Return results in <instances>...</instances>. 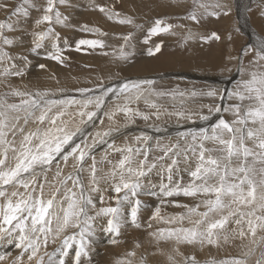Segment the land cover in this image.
<instances>
[{"label": "rangeland", "instance_id": "1", "mask_svg": "<svg viewBox=\"0 0 264 264\" xmlns=\"http://www.w3.org/2000/svg\"><path fill=\"white\" fill-rule=\"evenodd\" d=\"M5 1L9 2V7L4 8L6 11L3 10V7H0V23L7 22L8 17L11 16V12L13 8L24 3V0H0V4H5L4 3ZM79 1L81 3L83 2L85 3L90 0H79ZM114 1L115 2L113 3V0H108V2H106L107 4L104 3L106 4V7L104 5L105 11L103 12L104 13L106 12V14L108 15V9L109 10L114 9L115 10L114 13L113 11L110 12L111 14H114V17L116 18L123 17L124 19L130 18L132 20V23L130 24L129 23L120 24L121 26H125L128 28L127 30L128 34H126L127 33L126 31H120L119 33L122 35V37H125L126 35V37L123 39L122 44L123 45L127 44V42L132 40L130 36L132 37L135 36L137 32L140 30L142 33H144L145 36H143L144 38H142L141 40H137V42L134 39V42L138 44H135L133 42L132 46L134 45L133 46L134 48L137 47L139 48L137 54H135L136 53L135 51L131 57L147 58L150 59L151 61L146 63L144 67H139L137 66L138 64L134 66V64L138 61L136 59H135L136 61L132 60L127 56L126 57L127 60L130 59V61L127 63V65H124L125 68H123L121 67V64L123 63L124 60L122 57L117 56V58H119L118 59L119 61L117 60V62H121V64L115 66L113 69L109 68L110 71L107 78L102 76L101 69L100 68L98 69V67L95 66L94 64H90L89 61L91 60L93 61L101 57H106V56L108 57L109 55H112V53L114 52L112 51L108 52L105 49L104 45L102 47L79 45V41L98 40L101 41L103 44L104 40L101 37L106 36L108 38H111V35H109L110 34L109 30L107 29L104 30L105 28L97 27V25H95V22L93 21V17H91V19L87 18V20L88 19L91 20L90 22L84 20L86 19L85 17L86 11L84 10H82V14H81L83 16L82 18L83 24L82 25L79 24V26H76V28L83 30V29H92V27L94 28L97 27L95 33L91 34L89 33L90 31L88 30H86L85 32H83L84 30L79 32L77 31V29L75 32L72 27L67 28L68 25L67 27H64L66 24L70 22L69 18H67L68 16L67 14L69 13L68 11L71 10L70 12L74 15L77 13L76 5L74 4L70 5V3L68 4V2L67 4L65 3L64 6H60L58 3L56 5L57 10H59L62 13L63 17L67 18L63 24H57L53 22V24L51 25L47 23H41L38 25L37 23H35V25L33 24V26H31L32 24H27L26 22L28 21L31 22L32 19L34 22H36L37 19L40 20L44 15V9L47 7V3L43 4L44 2L42 0H37L34 1L36 2V4H34V7H29L28 9L29 16L30 17L33 16L32 18H30L29 16L24 17L22 15L19 17L12 16L11 19H12V23L14 24L15 30L13 31H8L7 29L4 30V35L7 36L9 39H12L13 44L3 45L2 42H0V48H3L4 51H6L12 57L13 60L15 58V60L9 61L5 59L3 61H0V80H1L0 104H13V103L19 104L22 97L14 95L16 91L31 93L29 91L30 90L29 86H27L26 83L28 82V80L24 79L27 76L24 74L25 70L22 68L23 65L26 66L27 68L32 67L33 69L38 67L42 70H48L51 69L52 66L54 67L53 60L50 58L53 52L50 53L51 55L47 54V56L46 55L44 56L43 54L40 55V52H45L43 51L44 48L46 51L47 50L53 51L52 49L63 47L62 50L65 49L63 50V52L69 49V51L73 52L74 55H76L77 57H80L81 59L85 58V61L77 62L73 60L70 55V57H67V59L64 62L67 66L72 67L73 69H76L79 72L85 71L84 74L86 75L85 77L95 76L96 83L92 81V83L88 85L81 84L76 88L63 89L55 73L51 72L52 79L53 81L55 80L54 81L55 88H50V87L47 88V86L44 85L45 88L44 86H42L41 88L40 87L38 88V86H33L35 87L33 88V90H35L36 92H46L47 93V96L45 97L46 99L74 98L80 102V104H74L71 107L67 108L65 111V115L62 116L60 119L61 121L67 123V127L69 131H76V129H79V131L76 132V135L73 137V141L71 143L80 144L81 148L85 149L87 152V155L85 157V162L83 165V168L87 170L83 169V171L80 173L84 186H86L85 184L87 183V186L90 185L91 188L94 187V186L92 187V184L90 182V168L93 162L92 158L94 157L98 182L101 180L104 181L105 182L104 188H106L108 191H110V189L113 188L112 185L114 182H111V179L109 178V174L114 169L116 170L115 168L116 166H114V168L107 167V169L105 166L110 163V159L114 155L119 154V156L123 155V157L124 155H129L126 151L121 152L114 150V151H109L108 153L106 151H103V149H102L103 152L100 151L101 153L100 154L98 153L97 149L102 147L105 143L110 144L113 137L115 140L112 141L113 146L117 144L118 139L121 136L122 138H124V136L127 135V137L124 138V140L122 139L124 145L122 144L123 146L121 149L126 150L128 147H132L133 149L136 148L141 149L140 153L131 154L132 155L131 163L134 168L138 165L140 161L144 159L145 155H147L148 165H151L152 163L157 164L156 168H153L151 171H146V175L140 178V182L142 184L141 188H143V191L139 190L138 192L139 194L137 195V197H133V199H139L140 201L142 200L138 212V215L141 217L138 216L137 219L138 221H143L144 218H142V216L145 214L147 210H149V208H151L149 207L151 205V202H153L154 200H160V201L163 200L162 197H159L157 193L160 192L159 189L161 185L168 184V180L166 181L164 178H166L165 176L168 177L169 175L167 171V167L171 164V160L172 159L178 160L177 165L172 166V182L176 184L179 183L180 185L181 183H183L182 179L184 178V175L190 176L189 172L191 170H194L197 163L194 156H189V158L186 160L183 155H180L179 157L173 156L172 153H168L167 155H165L162 149H165L166 147L169 146H175L176 144L180 145V149H184L187 145L181 133L200 132L201 129H208L210 134L211 129L214 127L215 124L219 122L220 119H224L229 122L233 121L235 119L233 113L231 111H226L225 109H228L230 105L237 103V101L235 99H230L228 94L231 93L234 89H236L237 84L239 82H241L244 79H247L248 74L251 71H264V61H259L257 56V53L259 52L260 49V43L261 41H264V20H263L264 0H256V1L255 0H232V1L231 0H170V1L163 0L162 3L164 2V7L163 9H161L160 12H156V11L154 12L153 11V9H155L154 7L148 9L146 6L145 7L137 6L139 5L138 0H131V3H133L131 7L132 14L129 12H125V10L121 7L122 5L121 0H114ZM57 2H59V0H57ZM101 2H105V0H96V2H94L95 7H97V5ZM167 3L168 5H166ZM80 5L83 6V4ZM41 8H42V12H41ZM171 8L173 11L171 10ZM149 10H151L152 12L150 13ZM3 11H5V13ZM98 11L100 10L98 9ZM101 12L102 11L98 13L97 11H95L94 13L96 15L98 14L101 15ZM116 13H118L119 15H115ZM192 14L196 15L197 17L196 20L191 19ZM79 20H81L80 16H79ZM157 20L163 21V24L161 25L162 27H167L168 25H171L172 27L170 28L169 31L153 34L152 28L155 27V22ZM49 27L54 28L55 33L58 34V38H56L53 34H50L49 37L52 38L49 39L47 36L43 41H41V47L36 48L35 40L37 39V36L35 34H37L38 32L39 33L46 32L48 31ZM143 29L144 31H146V33L143 32ZM199 29H203V30L201 31ZM197 32L199 33V35L196 34ZM65 37L74 40L72 44L71 43L67 44L68 43L67 40H66L67 43L65 42L66 43L65 44L63 42V39ZM197 38L198 41L196 40ZM26 39L29 41H27ZM19 44H23L21 45L23 47L21 46L18 47ZM51 45H54V47L53 46L51 47ZM72 45L73 47H71ZM16 46L17 48H15ZM157 48L159 49L158 51ZM30 54L33 56L35 55L37 57L38 55H40L41 57H39V59L41 58V60L35 62ZM40 64L44 65V67L41 68ZM65 64H63L64 67H66ZM20 65H22V67H20ZM5 69L8 70L7 74H5ZM17 70L21 71L23 74L22 75L12 74ZM17 78H20V80H18ZM22 79L24 80V82ZM144 80L154 81V84L151 86L154 91H144L143 95L138 101L133 100L129 104V101L126 98L128 96L127 93L121 94V93L109 92L107 95H104L105 89L108 88L117 89L123 83L140 82ZM18 87H20L21 90L18 89ZM143 87L145 89L148 88L147 85H144ZM87 88L89 91H87L86 93H81L79 91V89H87ZM53 90L55 91L53 92ZM209 91H214L216 95L208 96L207 93ZM101 96L103 97V104L101 105V107L97 108L96 99L97 97H101ZM23 98H27V97H23ZM88 100H92L93 102L89 104L87 103ZM146 100L148 101L147 103ZM110 102L114 103V105H111ZM152 103H155L157 105V108H152L151 107ZM125 104H128L134 111H139L145 115H148L150 118L148 120H144L140 115L129 117L124 113L119 112L117 110L118 106H123ZM111 106H113L111 112L116 113L118 111V114L120 115L123 114L127 118L118 126L116 125V123H113L114 127H112L113 125L110 124H112V122L115 121V117L110 118V116L108 117L105 116L106 117L105 118L103 115L108 108H111ZM60 107L61 106L53 107L52 113H49V115H54L59 110ZM217 107H219L221 111L219 112L215 111V108ZM80 111H84V112L94 111L96 112V115L92 118V120H88L87 116L82 118L78 115ZM157 114H158V118H157ZM204 116H207L208 119L207 120L203 119L202 117ZM59 122L60 121H58V123ZM104 122L108 124H105ZM22 123L23 122L21 121V124ZM104 124L105 127L107 128L104 127ZM37 127H47V122L44 125H39L34 120L30 121L29 124L26 126V130H34ZM103 127L104 130H100V128L102 129ZM126 130H130V131L128 133L125 132L126 133L125 134L124 131ZM105 132H108L109 135L104 136L103 134ZM145 136L150 137V139L144 140L142 138L143 142L141 143H140L141 139L140 140L136 139L137 137H145ZM17 140H19V136H17ZM204 143L206 148L218 147V145H215L212 141H205ZM250 143L251 142H249V144ZM68 147H71V144L69 146H66L65 149L66 151ZM120 152L122 154H120ZM218 154L219 153L216 152L213 153V155H218ZM9 157H11V153H9ZM160 157H164V158L159 159ZM57 161H60V157H57ZM180 161H182V163L184 162L183 164H185L183 166V171H184L183 174H181L182 165L179 163ZM55 163L56 162L54 161V164ZM68 165L65 166L62 162L59 164V167L63 169V173L65 175H67L70 172H74V169L72 167L73 162L71 158L68 161ZM118 167H119V163H118ZM38 170L39 168L37 169L38 173L35 179L39 183L44 184L45 187L44 196L45 199H47L50 193L51 192L53 193V191L55 190L53 182H54L56 167H53L51 171L47 172L50 175L47 173L39 174L40 170L39 171ZM45 175L49 178V179L47 178V181L49 182H47L48 184L46 183V185L44 179ZM51 176L53 180L50 178ZM148 177H152V179L149 181ZM155 179H157V183H155L154 186L153 181ZM191 180L192 178L190 179V181ZM68 187H71V181L68 182ZM95 187L98 188L97 185H95ZM11 190L12 189L9 188V191ZM18 190L20 192H24L23 188L22 190L21 188H18ZM62 191L63 189H61V195L63 194ZM75 191L77 192V194H79L80 189L76 188ZM97 191H92L91 189H89V191H85L84 189V196L88 197L89 194L91 193L97 195V199H98L97 205L100 206L99 209H101L103 208L102 199L105 196H107V192L102 193L99 190L97 194ZM111 191H112L111 193L115 192L113 191V189ZM145 191L148 193V195H150L149 201H151L149 202L150 205L149 203L145 204L146 208L142 207V205H144L145 198L147 196L144 195L145 198L144 197L142 198L141 196V192L144 193ZM46 192L49 193L47 194ZM150 192L156 193V195H151ZM123 195H124L123 192L119 194V196L121 197ZM151 196L153 197L151 198ZM204 199L205 197L203 195H201V198L199 197L198 200H194L193 198L189 199L187 196H184L182 194L175 195L174 197L171 198V202L173 201L172 204L175 203L174 205H177V209H175L174 212L167 210L165 211L164 214H167L174 218L179 217L181 215H187L188 209L195 207L196 205L200 206L198 211L203 212L206 210L203 203ZM110 200L112 207L119 206L117 202V194L114 195L112 198H110ZM124 205H128V206H124ZM122 207H124L123 211L126 212L127 214L128 210L131 209L130 208L131 203H125L121 206V208ZM141 208L143 209V211H141ZM145 209L147 210L145 211ZM148 212L149 211H147V213ZM154 214L152 215V217H154ZM160 214H162L161 211ZM110 218L111 217H109V219ZM163 218H168V217L164 216ZM197 218L198 217L196 216L192 217L193 220ZM93 219L91 220V222L93 226L95 227L97 226V229H94V231L90 233H95V234L101 233L103 234V237L100 236L98 239L96 237V240L94 239V237H90V238L86 237L87 245H88V241H90L91 244L94 247H96L95 249L96 252L95 251L93 252L94 254L91 253L88 249H87V253L89 252L88 254H93L94 258L96 257L98 259L97 264H103L102 260L108 259L106 257L107 253L113 251V249L110 246H108L107 243V240L109 238L112 240L114 237L118 236L121 242L125 241L126 243L127 237L133 235V233H139L137 232L139 231V227H135L130 221L131 220L130 214L121 215L122 225L120 227L119 233L122 232V234L120 233V235L119 234L117 235L115 232L108 231L107 224L104 227L101 222H98V224H96L95 220ZM234 219L235 217H230L229 223L225 225L226 234L229 236L227 242H224L223 238H221V241L218 245L207 244V243H205L204 245H200L199 243L189 245L187 243H183L184 246L180 247L179 244L177 245V241L175 239L172 240L170 239L168 241L167 240L163 241V242H167L166 245L170 247L169 248L166 246L165 249L162 244H160V247H157L156 244L155 243L153 244L152 242L145 244L140 237H136L133 243L134 244L133 251H131L127 247L125 248V245L123 244H120L121 245L120 252L116 253L115 250L113 251V255H112L113 256L112 258L114 259L113 264H179V263L185 264L186 259L193 256L198 261V264H225V262H230L233 259H240V258H245L247 260V264H256V262L262 258V254H264V243L258 242V245L253 244L251 243L250 237L244 240L233 239L232 236L234 234V231L237 230L239 227L233 222ZM147 220L148 219H146V221ZM161 220L163 219H160V221ZM156 221L153 220V222L155 224H158L159 228L162 229L163 226L160 225L161 222L159 221V219H157ZM163 221L165 228L181 226L177 224L173 225V224L165 223V219ZM151 222L152 220L149 222L150 224L147 225V222L144 223L143 221L144 223L143 226L147 228L141 229L143 230V232L142 231L141 232L146 238L156 239L154 236L151 235V233L156 232L154 230H151L153 225H155L153 222L152 223ZM127 225L129 226L127 227ZM149 225H151L150 228L148 227ZM186 225H188V227H191V224L187 219L183 221L182 226L187 227ZM53 226H55V224H53ZM67 234H69V232ZM259 235L260 233L258 232L257 240ZM60 239H61L60 235L56 236L54 233L48 235V242L51 244H57ZM77 240H79V238ZM12 242L13 243L8 242V240L6 242V239L0 240V256L4 257L2 261L0 260V264H17V263L25 264L26 263L25 261L27 260H28L27 264H37L35 258L33 259V261L32 260L29 261V259L27 258V256L29 255H26V257L23 256V252L25 251H23L21 248L16 247L15 242L17 243L18 241L13 240ZM75 242L76 241H71L72 244H75ZM97 242H100L101 246L97 247ZM48 245L49 244L47 243V246ZM8 247H10V249L12 247V249L8 253L7 252L5 253L4 249ZM46 247L44 246V252H46L47 250ZM58 247H62V244H60V242ZM182 247L183 248L186 247L185 250H183ZM71 249H65V251L69 252ZM249 249H251V254L245 257L244 254L248 252ZM14 250H15V255H14L15 257L10 256L8 258L7 256L11 253V251ZM102 250L104 253L102 252ZM123 251L125 252L123 253ZM135 251L136 252L138 251L137 253L139 255L137 256L133 255ZM161 251H162V255H161ZM39 254H40V250H39ZM39 254L38 256H41ZM129 254H131L132 257ZM147 255L149 257H147ZM68 256L72 257L73 259L72 262L75 261L74 259L75 255H71L70 253H68ZM152 256L154 257V259ZM23 257H25V259ZM160 257L165 258V261H160L159 260ZM133 260H135L136 263L133 262ZM44 264H48V262L45 261Z\"/></svg>", "mask_w": 264, "mask_h": 264}, {"label": "snow or ice", "instance_id": "2", "mask_svg": "<svg viewBox=\"0 0 264 264\" xmlns=\"http://www.w3.org/2000/svg\"><path fill=\"white\" fill-rule=\"evenodd\" d=\"M64 2L65 0H59L61 4ZM25 5L34 7L30 0H24L23 4L13 8L7 22L0 23V42L3 45L13 44V40L4 35L5 29L15 30L11 17L21 15L27 17L29 15ZM56 5L57 0H47L44 15L36 23L38 25L41 23L51 25L53 22L63 24L67 18L57 10ZM0 7L8 8V5L0 4ZM100 11L103 12L105 9L101 8ZM191 19L196 20V15L192 14ZM120 23L130 24L132 20L126 18L120 20ZM162 24L163 21L157 20L155 27L152 28V33L166 32L172 27L171 25L162 27ZM86 30L92 31V29ZM50 34L58 38V34L51 27L46 32L35 34L37 36L35 47H41V41ZM79 45L103 46L102 42L98 40H80ZM257 56L259 61H264V41L260 43ZM50 58L63 62L58 48L56 54ZM5 59L10 61L12 57L3 48H0V61ZM40 67L43 68L44 65H40ZM7 73L8 70L5 69V74ZM12 74L22 75V72L17 70ZM153 84L152 80L127 82L117 89H105L104 95L109 92L127 93L130 104L133 100L138 101L144 91H154L151 87ZM144 85H147L148 88L145 89ZM79 91L86 93L89 90L79 89ZM14 95L22 97L19 104H0V240L18 241L16 247L25 252L30 250L28 256L30 261L35 258L37 264H44L43 256H38V252L42 246H47L48 235L54 233L58 236L66 229L73 227L79 229V250L75 252V264H81V257L88 254L86 236L91 234L89 221L93 219L88 216L87 208L88 206L94 207L91 197L84 196L85 186L80 175L87 152L81 148L80 144L71 143L79 129L69 131L67 123L60 119L65 115L67 108L74 104H80V102L74 98L46 99V92L16 91ZM207 95L215 96L216 93L209 91ZM228 95L230 99L237 101L225 109L233 113L235 117L233 121L220 119L211 129L210 134L208 129H201L200 132L181 133L187 145L184 149H180L179 144L162 149L165 155L168 153H172L176 157L183 155L186 160L189 156H194L197 163L194 170L189 172L192 180L186 186H181L179 183L173 184L172 182V166L178 163L177 159H172L171 164L167 167L168 184L161 185L159 191L168 197L180 194L193 197L203 195L206 210L199 212L200 206L196 205L188 209L187 215L165 220V223L181 226L162 228L151 233L157 240L175 239L177 243L218 245L221 238L224 242L229 239L225 225L229 223L230 217H235L233 222L239 227L234 231L233 239L244 240L250 237L253 244L264 243V71H251L248 78L239 82L236 89ZM92 102V100L87 101L89 104ZM102 104L103 97H97L96 107L99 108ZM55 106L61 107L54 115H49ZM151 107L157 108V105L152 103ZM117 110L129 117L140 115L144 120L150 118L139 111H134L128 104L118 106ZM215 111L219 112L221 109L217 107ZM105 114L107 115V113ZM78 115L82 118L87 116L88 120H92L96 112L80 111ZM202 118L208 119L207 116ZM33 120L39 125H44L47 122V127L26 130V126ZM58 121L60 122L58 123ZM103 135L107 136L109 133L105 132ZM17 136H19V140H17ZM142 138L150 139L147 136L136 139ZM205 141H212L218 147L206 148ZM249 142L251 143L249 144ZM70 144L71 147H68L66 151V146ZM116 150L126 151L129 154L124 155L123 159L119 161V169H114L109 174V178L114 182L112 186L117 194L119 206L101 208L96 215L111 217L107 221V230L118 235L122 215L120 206L125 203L133 205L130 210L132 224L135 227L141 226L137 219L141 201L131 198L137 197L142 187L140 178L146 175V171L156 168L157 164L148 165L147 155H145L144 159L134 168L131 163V154L140 153L141 149L128 147L126 150ZM214 152L219 154L213 155ZM9 153H11V157H9ZM57 157H60V161H57ZM70 158L73 161L74 172L65 175L59 164L62 162L67 166ZM92 159L90 182L94 186L92 190L97 191L98 188L95 187L98 183L96 166L94 157ZM53 167H56L55 190L45 199L44 184L39 183L35 177L38 168L41 173H47ZM44 179L47 183L46 175ZM69 181H71V187H68ZM77 187L80 189L79 194L75 191ZM9 188L12 190L9 191ZM18 188H23L24 192H20ZM61 189H63L62 195ZM121 192L124 193L122 197L119 196ZM150 194L156 195V193ZM58 197L60 198L58 199ZM193 216L198 218L193 220ZM81 217L84 219L82 220ZM153 218L164 219L161 217L159 208L155 210ZM185 219L189 221L191 227L182 226ZM258 232L260 235L257 240ZM76 240V235L64 239L61 254L67 256L68 253L65 249H71L73 247L71 241ZM250 254L251 249L244 256ZM45 255L49 254L45 253ZM3 259L4 257L0 256V260ZM48 264H57V260L49 255ZM59 264H64V260H59ZM185 264H198V261L193 256L187 258ZM225 264H247V260L245 258L233 259ZM256 264H264V254Z\"/></svg>", "mask_w": 264, "mask_h": 264}, {"label": "bare ground", "instance_id": "3", "mask_svg": "<svg viewBox=\"0 0 264 264\" xmlns=\"http://www.w3.org/2000/svg\"><path fill=\"white\" fill-rule=\"evenodd\" d=\"M34 1H37V0H30V3L32 4V5H34V4H36V2H34ZM44 3L43 4H46L47 3V1L46 0H42ZM77 1H79V0H66L63 4H61V3H59V2H57L60 6H64V4L66 3L67 4V2H68V4L70 3V5H76V8H77V13L74 15V14H72L70 11H68L67 13V18H69V20H70V22L68 23V24H66L64 27H67V25H68V27L67 28H73L74 29V31L76 32V26H79V24H83V16L81 15L82 14V10H84V11H86L85 12V17H86V19H84V20H87V18H90L91 19V17H93V21L95 22V25H97V27H100V28H105L104 30H109V32H110V34L109 35H111V38H108V37H106V36H104V37H101L103 40H104V42H103V45H104V47H105V49L109 52H114V53H112V55H109L108 57L106 56V57H101V58H97L96 60H91V61H89L90 62V64H94L95 66H97L98 67V69L100 68L101 69V75L102 76H104V77H106L107 78V76H108V74H109V71H110V69H113L115 66H118L119 64H121V62H117V60L119 59V58H117V56L118 57H122L123 58V63L121 64V67H123V68H125V66L124 65H127V63L130 61V59H128L127 60V56H128V58H131L132 60H137L138 62H136L135 64H134V66H136V64H138L137 66H139V67H144L145 66V64L146 63H148L149 61H151L150 59H147V58H138V57H131L132 55H133V53L136 51V53L135 54H137V51H138V48L139 47H137V48H134L133 46H132V43L134 42V39H135V41L137 42V40H141L142 38H144L143 36H145L144 35V33H142L140 30L137 32V34L135 35V36H130L131 37V39L132 40H130L129 42H127V44H125V45H123L122 43H123V39L126 37V35H125V37H122V35L121 34H119L120 33V31H126L127 32V30H128V28L127 27H125V26H121L120 24V20H123L121 17H118V18H116V17H114V14H111L110 12H112L113 11V13H114V9H111V10H109L108 9V15L106 14V12L104 13V12H101V15H96L94 12L95 11H97L98 13L100 12V11H98V9L100 10L101 8H104V5H105V7H106V2H108V0H105V2H101V3H99L98 5H97V7H95V3L94 2H96V0H90V1H88V2H83V3H81L80 1L79 2H77ZM91 1H93V2H91ZM162 1L163 0H138V2H139V5H137V6H146L148 9H151V7H154L155 9H153V11L155 12H160L161 11V9H163V7H164V2L162 3ZM170 1V0H169ZM232 1V0H231ZM256 1V0H255ZM115 1L113 0V3H114ZM121 7L125 10V12H129V13H131L132 14V4L133 3H131V0H121ZM5 4H7L8 5V7H9V2H4ZM76 3V4H75ZM104 3H106V4H104ZM231 3V2H230ZM80 4H83V6H81ZM166 5H168V3L166 4ZM59 6V7H60ZM80 6V7H79ZM176 6V5H175ZM25 7L26 8H28L29 9V5H25ZM38 7V6H37ZM150 7V8H149ZM169 7H171V6H169ZM205 7V6H204ZM207 7V6H206ZM210 7V6H209ZM146 8V9H147ZM166 8V7H165ZM168 8V7H167ZM175 8V7H174ZM40 9V8H39ZM199 9V8H198ZM3 10H5L4 8H3ZM38 10V9H37ZM76 10V9H75ZM171 10H172V8H171ZM179 10V9H178ZM6 11V10H5ZM5 11H3L4 13H5ZM165 11H166V9H165ZM169 11V10H168ZM173 11V10H172ZM36 12V11H35ZM40 12V11H39ZM41 12H42V8H41ZM149 12L151 13L152 11L151 10H149ZM211 12V11H210ZM31 13H33V12H31ZM104 13V14H103ZM3 14V13H2ZM35 14V13H34ZM106 14V15H105ZM36 15V14H35ZM29 16V15H28ZM79 16H80V19L81 20H79ZM96 16V17H95ZM256 16V15H255ZM255 16H253V17H255ZM261 16V15H260ZM30 17V16H29ZM33 17V16H32ZM32 17H30V18H32ZM111 17V18H110ZM132 17V16H131ZM6 18V17H5ZM9 18V17H8ZM35 18V17H34ZM71 18V19H70ZM146 18V17H145ZM149 18V17H148ZM24 19V18H23ZM22 19V20H23ZM29 19V18H28ZM90 19H88L87 21L88 22H90L91 20ZM255 19V18H254ZM259 19V18H258ZM262 19V18H261ZM8 20V19H7ZM6 20V21H7ZM21 20V21H22ZM25 20V19H24ZM38 20V19H37ZM263 20H264V18H263ZM260 21V20H259ZM262 21V20H261ZM138 22V21H137ZM227 22V21H226ZM263 22V21H262ZM27 24H32L31 26H33V24L35 25V23L36 22H34L33 21V19H32V21L30 22V21H28V22H26ZM128 24V23H127ZM147 24V23H146ZM151 24V23H150ZM149 24V25H150ZM152 25V24H151ZM38 26V25H37ZM62 26V25H61ZM136 26V25H135ZM148 26V25H147ZM97 27H92V29H93V31H90L89 33H95L96 32V29H97ZM139 27V26H138ZM142 27H143V25H142ZM181 27V26H180ZM20 28V27H19ZM34 28V27H33ZM32 28V29H33ZM37 28V27H36ZM135 28V27H134ZM193 28V27H192ZM36 30V29H35ZM84 30V31H83ZM83 30H81V29H77V31H79V32H81V31H83V32H85L86 31V29H83ZM199 30H203V29H199ZM46 31V30H45ZM175 31V30H174ZM32 32H33V30H32ZM35 32V31H34ZM38 32V31H37ZM143 32H145L146 33V31H144V29H143ZM39 33V32H38ZM88 33V34H89ZM98 33V32H97ZM202 33V32H201ZM126 34H128V32L126 33ZM196 34H198L199 35V33L197 32ZM195 34V35H196ZM262 34H263V32H262ZM98 35V34H97ZM48 38L49 39H51L49 36H48ZM24 39V38H23ZM17 40V39H16ZM27 40V39H26ZM66 40L68 41V43L66 42ZM197 41H198V38L196 39ZM23 41V40H22ZM27 41H29V40H27ZM26 41V42H27ZM32 41V40H31ZM53 41V40H52ZM70 41V42H69ZM74 40H72V39H69L68 37H65L64 39H63V42L65 43H67V44H69V43H71L72 44V42H73ZM62 42V43H63ZM136 42H134L135 44H138V43H136ZM190 42V41H189ZM23 43H25V42H23ZM28 43V42H27ZM65 43V44H66ZM200 43V42H199ZM50 44V43H49ZM192 44H193V42H192ZM21 45H23V44H19L18 45V47L19 46H21ZM24 46H25V44H24ZM54 47V45H51V47ZM21 47H23V46H21ZM49 47V46H48ZM71 47H73V45L71 46ZM71 47H69V48H71ZM232 47V46H231ZM15 48H17V46L15 47ZM62 48L63 47H60V48H58L59 49V53H60V55L62 56V59H63V62L61 63V62H58L57 60H54V59H52L53 60V64H54V67L52 66L51 67V69H48V70H42V69H40V68H38V67H36V68H33L32 69V67L31 68H27L26 66H24L23 65V67H22V65H20V67H22L24 70H25V72H24V74L27 76L26 78H24L25 80H28V82H29V85H28V82H26L27 83V86H29V91L31 92V93H35L36 91L35 90H33V88H35V87H33V86H38V88L40 87H42V86H47V88L48 87H50V88H55V83H54V81H53V79H52V73L51 72H53V73H55V75L57 76V78H58V80L60 81V85L63 87V89L64 88H76L77 86H80L81 84H84V85H88V84H90V83H92V81L93 82H95L96 81V78H95V76H88V77H85L86 75H84L85 74V71L82 73V72H79L78 70H76V69H73L72 67H69V66H67L66 64H65V60L67 59V57H70V55H71V58L73 59V60H75V61H77V62H83V61H85V58H83V59H81L80 57H77L76 55H74V53L73 52H70L69 51V49L67 50V51H65V52H63V50H65V49H63L62 50ZM194 49V48H193ZM53 51H46L45 50V48L43 49V51H45V52H40V55L41 54H43L44 56L46 55L47 56V54L49 55L50 53H52L53 52V54L52 55H54V54H56V52H57V48L56 49H52ZM30 51V50H29ZM29 53V52H28ZM32 53V52H31ZM110 54V53H109ZM31 55V54H30ZM36 55H37V53H36ZM40 55H38V57L37 56H33V55H31L32 57H33V60L35 61V62H38L39 60H41V58L39 59V57H41ZM51 55V54H50ZM82 56V55H81ZM152 58V57H151ZM13 60V59H12ZM14 60H15V58H14ZM13 60V61H14ZM131 60V61H132ZM135 60V61H136ZM140 60V61H139ZM119 61V60H118ZM19 62V61H18ZM31 62V61H30ZM34 62V63H35ZM2 63V62H1ZM41 63V62H40ZM47 64V63H46ZM50 64V63H49ZM63 64H65L66 65V67H64L63 66ZM237 64V63H236ZM35 65H38V64H35ZM41 65V64H40ZM3 66V65H2ZM10 66V65H9ZM63 66V67H62ZM94 66V67H95ZM120 67V66H119ZM138 67V68H139ZM110 68V69H109ZM4 69V68H3ZM15 69H17V68H15ZM141 69V68H140ZM75 70V71H74ZM23 71V70H22ZM184 73V72H183ZM23 74V73H22ZM12 75V74H11ZM93 75V74H92ZM174 75V74H173ZM176 75V74H175ZM14 76V75H13ZM6 77H7V75H6ZM21 77H23V76H21ZM198 77V76H197ZM9 79V78H8ZM18 80H20V78H17ZM16 79V80H17ZM23 80V79H22ZM99 80V79H98ZM108 80V79H107ZM169 80V79H168ZM102 81V80H101ZM239 81V80H238ZM0 82H1V80H0ZM23 82H24V80H23ZM219 82V81H218ZM96 83V82H95ZM121 83V82H120ZM23 85V84H22ZM26 85V84H25ZM31 85V86H30ZM58 85V84H57ZM24 86V85H23ZM45 86H44V88H45ZM226 86V85H225ZM3 87V86H2ZM18 89H20V87H18ZM88 89V88H87ZM21 90V89H20ZM24 90V89H23ZM39 90V89H38ZM34 91V92H33ZM42 91V90H41ZM43 91H45V90H43ZM52 91V90H51ZM55 90H53V92H54ZM48 92V91H47ZM50 92V91H49ZM51 93V92H50ZM62 93V92H61ZM127 98V97H126ZM76 100V99H75ZM142 100V99H141ZM86 102V101H85ZM111 103V102H110ZM82 104V103H81ZM111 105H114V103H111ZM76 106H79V105H76ZM56 107V106H55ZM109 107H110V104H109ZM111 109H113V106H111V108H108L107 109V111H105V113H107V115L104 113L103 115H104V117L106 116V117H108V116H110V118H112V117H115V121L114 122H112V124H110V125H113V123H116V125L118 126V125H120L125 119H127L126 117H125V115H120V114H118V111L113 115V112H111ZM103 112V111H102ZM70 113V112H69ZM54 114V113H53ZM98 114V113H97ZM85 117V116H84ZM105 117V118H106ZM109 118V119H110ZM63 119V118H62ZM83 121V120H82ZM71 122V121H70ZM81 122V121H80ZM97 122V121H96ZM108 122V121H107ZM105 123V122H104ZM105 124H108V123H105ZM105 124H104V127H105ZM109 125V126H110ZM34 126V125H33ZM95 127V126H94ZM104 127L101 129L100 128V130H104ZM112 127H114V125L112 126ZM129 127V126H128ZM71 128V127H70ZM105 128H107V127H105ZM87 130V129H86ZM98 130V129H97ZM117 131V130H116ZM120 131V130H119ZM130 130H126V131H124V133L126 132V133H128ZM125 133V134H126ZM124 135V134H123ZM129 135V134H128ZM95 136V135H94ZM136 136V135H135ZM113 137V136H112ZM127 137V135L126 136H124V138H126ZM124 138H122V136L118 139V142H117V144H115L114 146L112 145L113 144V140H114V137H113V139H112V141L110 142V144H107V143H105L102 147H100V148H98L97 150H98V153L100 154L101 152L100 151H102V149H103V151H106V152H108L109 153V151H114V150H116V149H121L122 148V146L124 145V143H123V141H122V139L124 140ZM174 138V137H173ZM173 138H172V140H173ZM129 139V138H128ZM88 140V139H87ZM171 140V141H172ZM115 141V140H114ZM120 141V142H119ZM170 141V142H171ZM125 142V141H124ZM141 142H143V140L141 139L140 140V143ZM91 143H93V142H91ZM123 144V145H122ZM87 145V144H86ZM109 145H112V147H109ZM84 146V145H83ZM85 148V147H84ZM107 149H109V150H107ZM111 149V150H110ZM102 151V152H103ZM126 153V152H125ZM125 153H123V154H125ZM120 154H122L121 152H120ZM114 155V154H113ZM112 156V155H111ZM95 159V158H94ZM121 159H123V155L122 156H119V154L118 155H114L113 157H111V159H110V163H109V161H108V163L109 164H107L105 167H106V169H107V167H112V168H114V166H116L115 168H116V170H118V163H119V161L121 160ZM167 161V160H166ZM73 162V161H72ZM93 163V162H92ZM181 165V167H182V173L181 174H183V166L185 165V164H183L182 163V161H180L179 162ZM69 166V165H68ZM87 168V167H86ZM100 168V167H99ZM84 170H87V169H85V168H83ZM181 169V168H180ZM185 169V168H184ZM39 171V170H38ZM112 171V170H111ZM65 172V171H64ZM109 172V171H108ZM38 173V172H37ZM100 173V172H99ZM39 174H43V173H39ZM46 174V173H45ZM47 174H49V173H47ZM53 174V173H52ZM84 174V173H83ZM109 174V173H108ZM50 175V174H49ZM105 175V174H104ZM154 176V175H153ZM166 178H164L166 181L168 180L167 179V176H165ZM178 177H180V176H178ZM48 178V177H47ZM51 179H52V176L50 177ZM100 178V177H99ZM49 179V178H48ZM148 179H149V181L152 179V177H148ZM189 179V180H188ZM190 179H191V177L190 176H188V175H184V178L182 179V182L183 183H181V186H186L189 182H190ZM53 180V179H52ZM40 181V180H39ZM49 182V181H48ZM51 182V181H50ZM87 182V181H86ZM111 182H113L112 180H111ZM110 182V183H111ZM181 182V181H180ZM54 183V182H53ZM155 183H157V179H155L154 181H153V185L155 186ZM48 184V183H47ZM104 184H105V182L104 181H99L98 183H97V187H98V191H97V194H98V192H99V190L102 192V193H106L107 192V196H103L104 198L102 199V204H103V208H106V207H110L112 204H111V200H110V198H112L114 195H116V193L114 192V193H111L112 191V189L113 188H111L110 189V191H108L106 188H104ZM173 184H176V183H173ZM45 185H46V183H45ZM50 185V184H49ZM86 186H85V191H89V189H91L92 190V188H91V186L90 185H88L87 186V183L85 184ZM142 185V184H141ZM56 186V185H55ZM58 186V185H57ZM52 187V186H51ZM50 187V188H51ZM92 187H93V185H92ZM45 188V187H44ZM47 188H48V186H47ZM77 188H79V187H77ZM110 188V187H109ZM21 190H22V188H21ZM46 190V189H45ZM52 190V189H51ZM78 190V189H77ZM141 191H143V188H141L140 189ZM93 191V190H92ZM114 191V190H113ZM54 192V191H53ZM63 192V191H62ZM47 193V192H46ZM49 193V192H48ZM47 193V194H48ZM52 193V192H51ZM50 193V194H51ZM111 193V194H110ZM151 193V192H150ZM46 194V195H47ZM110 194V195H109ZM139 194V193H138ZM158 194V196L159 197H162V199L163 200H154L153 202H151V201H149V197H150V195H148V193L145 191L144 193L143 192H141V196H142V198L144 197V195H146L147 197L145 198V202H144V205H142V207H145L146 208V206H145V204H147V203H149V202H151V205H150V203H149V207H151V208H149V210H147V209H145V211L147 210V211H149L148 213H147V211L145 212V214L142 216V218H144L143 219V221H144V223L145 222H147V225L148 224H150L149 222L152 220V222H153V220L154 221H156L153 217H152V215L155 213V210L157 209V208H159L160 209V211L162 212V214H161V216H166V217H168V218H164L165 220H167V219H169V218H174V217H171V216H169V215H167V214H164L165 213V211H167V210H169V211H172V212H174L175 211V209H177V205H174V204H172V202H171V198L172 197H174V196H171V197H168V196H164L161 192H158L157 193ZM92 195V196H91ZM88 197H91V199H92V201H93V205H94V207H92V206H88V208H87V212H88V216H90L91 215V217H93L94 219L93 220H95V222H96V224H98V222H101L102 224H103V226L105 227V225L107 224V221L109 220V216H103V215H100V216H97L96 215V213H97V211L99 210V208H100V206H98L97 205V195H95V194H93V193H91V194H89V196ZM101 197V196H100ZM140 197V196H139ZM153 196H151V198H152ZM189 199L190 198H193L194 200H198V198L200 197L201 198V195H199V196H196V197H193V196H187ZM179 198H180V196H179ZM186 198V197H185ZM184 198V199H185ZM58 199H59V197H58ZM131 199H133V197L131 198ZM178 199V198H177ZM176 199V200H177ZM133 200H135V199H133ZM99 201H100V199H99ZM178 201V200H177ZM114 202V201H113ZM112 202V203H113ZM141 202H142V200H141ZM115 203V202H114ZM101 204V203H100ZM102 206V205H101ZM124 206H128V205H124ZM133 205L131 204V207H132ZM112 207V206H111ZM121 207V206H120ZM130 207V208H131ZM124 207H122L121 208V214L122 215H128V214H130V210L131 209H129L128 210V212H127V214H126V212H124L123 209ZM128 208V207H127ZM141 211H143V209L141 208ZM141 214V213H140ZM145 215H146V218H145ZM139 216V215H138ZM139 217H141V216H139ZM138 218V217H137ZM81 219L83 220L84 218L83 217H81ZM124 219V218H123ZM146 219H148L147 221H146ZM163 219V220H164ZM125 220V219H124ZM163 220H161L160 221V219H159V221L161 222V224L160 225H162L163 226V228H165V226H164V221ZM122 221V220H121ZM131 221V220H130ZM143 221H138L139 223H140V227H139V231H137V232H139V233H133V235H130L129 237H127V239H126V243H125V241L124 242H121V240H120V238H118V236H116V237H114L112 240L109 238L108 240H107V243H108V246H110L112 249H113V251L115 250V252L116 253H118V252H120V250H121V245L120 244H123V245H125V248L127 247L128 249H130L131 251H133V246H134V241H135V239H136V237H140L141 239H142V241L145 243V244H148V243H150V242H152L153 244L155 243L156 244V246L157 247H160V244H162L163 246H164V248L167 246V247H169L168 245H166V243L167 242H163V241H165V240H157V239H151V238H146V237H144V235L142 234V232H143V230H141V229H145V228H147V227H145V226H143ZM126 222V221H125ZM151 222V223H152ZM157 222V221H156ZM159 222V223H160ZM122 223V222H121ZM124 223V222H123ZM131 223V222H130ZM154 223V222H153ZM184 223H186V222H184ZM155 224V223H154ZM89 225H90V232H93L94 231V229H97V226L95 227V226H93V224H92V222H91V220L89 221ZM122 225V224H121ZM174 225V224H173ZM129 225H127V227H128ZM187 227H188V225H186ZM53 227H55V226H53ZM126 227V226H125ZM124 227V228H125ZM126 227V228H127ZM149 227V226H148ZM150 228V227H149ZM160 228H159V226H158V224H155V225H153V227L151 228V230H154V231H157V230H159ZM98 230H100V229H98ZM133 230V229H132ZM69 232V234H67L68 232ZM125 231V230H124ZM130 231V230H129ZM142 231V232H141ZM78 233H79V229H76V228H73V227H70V228H68V229H66L63 233H61L60 234V236H61V239L58 241V243L57 244H51V243H49L48 242V246L46 247V252H44V246H42L39 250H40V254H39V252H38V254L39 255H41V256H43L44 257V263H45V261H47L48 262V260H49V255H52V258L53 259H55V260H57V264H59V260H64V264H75V261H73L72 262V257H69L68 255L67 256H64V255H62L61 254V249L63 248V240L64 239H66L67 237H69V236H72V235H76L77 236V239L79 238V236H78ZM121 234H122V232H120ZM120 233H119V235H120ZM130 233V232H129ZM148 233V232H147ZM101 233H97V234H95V233H91L90 235H88V236H86V237H94V239L96 240V237H97V239L101 236V237H103V234H101ZM131 234V233H130ZM69 235V236H68ZM148 235H150V234H148ZM57 236V235H56ZM122 236V235H121ZM50 237V236H49ZM110 237V236H109ZM113 237V236H112ZM123 238H124V235H123ZM140 238H138V239H140ZM103 239V238H102ZM90 240V239H89ZM91 240H93V239H91ZM124 240V239H123ZM145 240V241H144ZM153 240V241H152ZM172 240V239H171ZM50 241V240H49ZM168 241V240H167ZM175 241V240H174ZM3 242V241H2ZM6 242H7V239H6ZM53 242H54V240H53ZM59 242H60V244H62V247H58V245H59ZM11 243H13V242H11ZM105 243V242H104ZM125 243V244H124ZM176 243V242H175ZM182 243V244H181ZM181 243H177V245L179 244V246L181 247V246H184L183 245V242H181ZM15 244H16V242H15ZM14 244V245H15ZM5 245V244H4ZM13 245V244H12ZM190 245V244H189ZM192 245V244H191ZM2 246V245H1ZM99 246H101V243L100 242H97V247H99ZM12 247H14V246H12ZM12 247H11V249H12ZM136 247V246H135ZM162 247V246H161ZM190 247V246H189ZM188 247V248H189ZM124 248V247H123ZM170 248V247H169ZM183 248V247H182ZM181 248V249H182ZM186 248V247H185ZM185 248H183V250H185ZM194 248V247H193ZM10 247H8V248H6V249H4L5 251V253L7 252H9L10 250ZM87 249L91 252V253H93L94 251H95V249H96V247H94L92 244H91V242L90 241H88V245H87ZM100 249H102V248H100ZM144 249H146V248H144ZM163 249V248H162ZM166 249V248H165ZM79 250V242H78V240H76V242H75V244H73V247H72V249L69 251V252H67V253H70L71 255H75V252L76 251H78ZM123 250V249H122ZM135 250V249H134ZM159 250V249H158ZM175 250V249H174ZM187 250V249H186ZM189 250V249H188ZM30 251V250H29ZM23 252V256H25L26 257V255H29L30 254V252ZM54 251V252H53ZM105 251V250H104ZM107 251V250H106ZM113 251H110L109 253H107V260H102V263L103 264H113V262H114V259L112 258L113 256ZM127 251V250H126ZM138 251H139V249H138ZM137 251V252H138ZM145 251V250H144ZM143 251V252H144ZM147 251V250H146ZM167 251V250H166ZM50 252V253H49ZM53 252V253H52ZM96 252V251H95ZM102 252H103V250H102ZM122 252V251H121ZM125 251H123V253H124ZM136 251L134 252V255L135 256H137V255H139L138 253H137ZM150 252V251H149ZM153 252V251H152ZM186 252V251H185ZM190 252H191V250H190ZM24 253H26V254H24ZM42 253H43V255H42ZM45 253H47V254H49V255H45ZM89 253V252H88ZM104 253V252H103ZM225 253V252H224ZM94 254V253H93ZM93 254H87V256H82L81 257V264H92V263H94V264H97V258L95 257L94 258V255ZM97 254V253H96ZM128 254V253H127ZM132 254V253H131ZM131 254H129V255H131ZM165 254V253H164ZM15 255V250L14 251H11V253L7 256L8 258L11 256V257H15L14 256ZM98 255V254H97ZM105 255V254H104ZM103 255V256H104ZM118 255V254H117ZM126 255V254H125ZM160 255V254H159ZM161 255H162V251H161ZM210 255V254H209ZM221 255V254H220ZM256 255V254H255ZM96 256V255H95ZM158 256V255H157ZM167 256V255H166ZM25 257H23L24 259H25ZM75 257V256H74ZM110 257V258H109ZM115 257V256H114ZM130 257V256H129ZM128 257V258H129ZM131 257H132V255H131ZM134 257V256H133ZM141 257V256H140ZM147 257H149L148 255H147ZM153 257V256H152ZM168 257V256H167ZM242 257V256H241ZM27 258H28V256H27ZM26 258V259H27ZM254 258V257H253ZM12 259V258H11ZM10 259V260H11ZM13 259H15V258H13ZM99 259H100V257H99ZM102 259V258H101ZM125 259H126V257H125ZM134 259V258H133ZM148 259H150V258H148ZM153 259H154V257H153ZM184 259V258H183ZM143 260V259H142ZM159 260L160 261H165V258H163V257H160L159 258ZM2 261V260H1ZM14 261H17V260H14ZM28 261V260H27ZM27 261H25L26 263L25 264H27ZM30 261V260H29ZM33 261V260H32ZM182 261V260H181ZM211 261V260H210ZM20 262H22V261H20ZM117 262V261H116ZM133 262H135V260H133ZM29 263V262H28ZM136 263V262H135ZM18 264V263H17ZM24 264V263H23ZM180 264V263H179Z\"/></svg>", "mask_w": 264, "mask_h": 264}]
</instances>
